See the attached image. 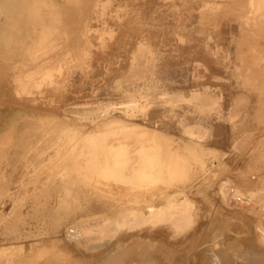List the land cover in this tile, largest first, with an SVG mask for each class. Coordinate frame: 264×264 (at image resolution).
<instances>
[{"label": "rangeland", "instance_id": "1", "mask_svg": "<svg viewBox=\"0 0 264 264\" xmlns=\"http://www.w3.org/2000/svg\"><path fill=\"white\" fill-rule=\"evenodd\" d=\"M3 1L4 0H0V9H1L0 10V33H1L0 34V140L2 139V141H0V153H2V158L0 160V185H1L0 189L2 190V191L0 190V253H1L0 259L2 261L0 260V264H6L8 261L9 262L7 264L9 263L19 264L20 262H21L20 264H24L22 261L30 264L32 259L33 262H35L34 259L36 260V262H38L37 258L35 257L38 256V258L40 257L43 258L44 255L47 253V250L50 251L49 252L50 254L47 253L49 257H45V258L46 259L49 258L52 261V263L56 260L54 258L55 256L51 254L52 251L58 254V252H56L55 250L65 254L64 255L65 258H64V256L59 253V255L63 256V257L60 256L61 258H63L62 260L60 259L61 262H63L64 260L75 261L76 260L75 255L78 253V251L79 254L80 252H83L86 256H88V258L91 259L92 255L94 256L97 250L100 251L103 247H105V245L103 246V244L100 245L101 243H106V244L110 243V242L107 243V239H104L108 237H104L103 239L102 238L99 239V237H97L99 225L96 223H98V221H100V219L105 216L116 217L117 213L123 210L124 206L123 204H121L123 202V198H122L123 194H121L120 192L121 190L120 187H123L124 184H125L124 186L127 185L130 186V184L129 182L128 183L126 182L127 183L126 184L125 182L118 180V178H120L118 176V173L120 171L116 173L117 176L113 175L112 172L108 173L107 175L105 173L103 176V173L101 172V169L103 170L105 168L103 165L102 168H100V171H98L97 169L95 170L91 169L90 171V166L85 165L84 162L86 159L85 157L86 155L83 154L85 158L82 159L83 156L80 153H77L76 155L72 154L73 155L72 158H70L71 155L69 154L72 153L71 150L72 151L75 150L74 148L76 147V143L78 141L84 139L85 145L83 144L84 143L83 141L77 143V145L81 143L84 145V146L80 145L81 147H85L87 146V144L90 145L91 143L94 142L96 146H100L101 145L99 143L100 140H102V137L104 135H107L105 136V138H107L109 143L110 144L113 143L112 146H115L117 150L120 149L119 152L121 151V155L120 153L117 154L118 157L119 155L120 156L125 155L126 152L124 151V149L126 148L125 145L122 146V148L120 147L121 145L117 146V139H114V136H112L115 135L114 134L115 128L112 127L107 129L106 133H101V134L97 133L99 134L98 135L99 137L101 136L100 138L95 137L96 134L94 130L96 126L94 127V125H98L100 121L103 120L101 116L98 119H96L99 116V114L102 113V112L99 113L102 110V109L101 110L99 109L100 111L98 110L99 106L107 107V111H108L107 114L109 118L111 117L119 118L126 121L129 124L136 125L137 127L150 128L149 130H154V132L160 131V133L164 134L167 137L169 134L168 139L171 142H168V149L169 151L170 150L172 151V155L174 156H176V154L177 156H179V154L180 156L183 155L184 148L188 144H193V143H197L199 144L198 146L203 147L206 151L213 152L215 154L213 156L210 154L204 156L206 159V170H205L206 174L198 173V169L195 166V164H192L190 168V171L194 173L195 181L196 180L202 181L203 179L204 181L207 180L206 182L202 183L203 186L200 190L205 191L206 193L208 192V195L210 196V197L208 196L209 197L208 198L203 193L202 195L197 193H193L192 195L190 191L193 190V188L186 189L187 192L186 195L189 197V199H191L192 202H194L193 211L197 210L198 213V214L196 213L194 215L195 217H193L196 218L195 219L196 224L192 223L194 219L191 220L187 224V226L189 225V228L191 225V228L188 229V227L186 226L185 227L186 232H184L183 230L182 233L173 232L170 228H168L169 231L167 232L161 231L160 229L164 225L161 224L162 222L160 224L156 223V225L153 224L155 227H151V228L149 227V225L151 224L146 223L148 226L147 225L144 226L142 223V225L139 226L141 228L139 227L138 228L140 230L142 229V231H140V236L143 240L142 241L143 245L144 243H146L144 241H147L149 244L156 246L159 243L161 245H165L166 247H170L171 250L174 249L172 251L176 252L177 256L184 255L186 253V246H188V244L191 241V239H188V237L191 236V234H197L198 236V240L195 243V245L198 247L194 249H198L199 251L206 246L211 248V246L213 247L214 245L215 246L213 247V249H217L219 247L218 246L219 243L214 244L217 240L209 241L212 240V238L209 239L208 237V232L212 230V227H215L213 225L215 223H211V222L205 223L207 221V216H208V220L211 218V216L213 218L214 216L212 215V212L215 211L216 213L217 210V202L215 201V195L212 193L213 191L216 190L215 189L216 182L223 180L224 179L223 176H227L226 179L230 177L233 179L232 181L234 183H238L239 180L237 179V177L239 178V176L237 174H241L244 170L246 171L247 174L250 175L248 177V175L243 173L245 176L243 175L242 178L248 177L250 179L253 178L252 180H255L256 178H258L256 175L258 174H260L258 176H261V174L264 175L263 173L264 158L262 157L264 156V152H262L264 150V146H263L264 133H262L264 130V125H263L264 123V107H263L264 106V95H263L264 72L263 71L264 70L263 71L261 70L260 77L258 76L255 77L254 79L251 73L252 65L247 64V61H249V59L252 57L251 56L253 54L252 52H255L254 49L256 51H260L261 59L262 57L264 59V51H263L264 38L259 34L257 35L255 33L253 34V31H255L254 25H251L248 28V30L250 29L249 31L246 29V27H244L245 29L242 28L243 32L239 31L241 30L242 26L240 25V22L237 21L239 24L238 25L237 22L235 21V19L240 20L238 19L239 10L237 9L238 11L237 13V11L234 10L236 8L230 5L228 6L226 2L222 4L223 8L220 5L219 7L220 10L214 6L211 7V9L213 8V10L214 9L215 10L213 11L209 9L211 11L210 12L207 10L208 7L205 8L204 5L202 6L203 0H95V2L94 0L92 1L90 0L91 4L94 3V5L92 4L90 6H87L89 5L88 4L89 2H87L86 0H78L76 2L70 0L72 1L71 4H68L70 3L69 1H67L68 3L64 1L66 10H67V6H69L70 9L68 8V10L70 11L71 14L75 13L76 17L79 18L80 15H83L80 13H84L85 15L88 14V17H86L87 19L85 18L86 21L84 20L85 22H87L85 23L87 30L85 32L86 37L85 35H83L81 39L78 38L77 32H75L76 35L73 33V31H76L75 30L76 27L74 26L75 28L74 29L72 26L71 27L68 26L69 28L71 29L73 28V29L72 31L69 29L67 30V26H65L66 24L64 23H62L64 24V26L62 25L61 27L59 26L58 28H56L58 30L56 29L53 30V32L48 35L49 39H52L50 41L52 42L54 40H57L58 43L64 42L67 44L65 45L63 43V46L59 44L63 47L61 53H60L61 50H58L61 49L60 46L58 48L57 46L58 43L55 45L57 46V48L55 47L52 48L51 49L52 51H50L49 53L54 54L56 52L55 50H58V52L55 55L58 54L57 57L58 56L60 57L61 55L62 59L60 60H62V62L59 61L60 62L59 63L58 61H56L59 60L57 58L56 60H54V62H51V66H46V69H49V71H51V73L49 74L50 75L52 74L50 79L49 78L46 79L44 75H42L39 72L38 76L35 75L36 76L35 81L38 84L35 83L34 87L28 85L29 89H25L23 88L22 84L16 85L14 83L15 73L12 70L16 67L13 68V66L10 65L16 61L17 58L16 56L20 54L19 52L20 51L22 52V50L19 47L20 44L22 43L25 46V43H28L29 41L32 42V36L35 32H37V28L35 26V22H36L35 8L43 4H48L50 2H54L55 4L60 2L59 4L61 5L63 0H49V2H47L48 0H19L22 7L23 5L25 6L23 7V9L17 7V6L21 7V5H16L19 3L18 0L17 1L9 0L10 2L12 1L11 4L15 1L14 5L13 4L12 5L16 7V9L18 8L17 10L12 5L9 4L10 2L7 3L8 8L6 6L7 5L6 3H4L3 6L1 4V2L3 3ZM5 1L7 2L8 0ZM55 1H57V3ZM84 2L86 4V7H88L90 11L84 9L83 7ZM77 3L80 8L82 5V8L84 9L81 12H79V14L78 12L77 13L74 11H73L74 13L71 12L72 8L73 10L74 8H78L77 6L73 7L75 6L74 4ZM70 5L72 6V8ZM26 6L28 8H26ZM91 6H93V8ZM59 7L62 9L63 6L62 7L59 6ZM221 8L224 11L221 10ZM68 10L66 11V14L67 13L68 14L67 15L65 14V16H67L68 20H70L69 17L71 18L72 16L75 15L69 14ZM77 10L79 11L80 9L78 8ZM225 10L229 14H227ZM18 13L21 15L22 19L20 18V15ZM222 14L226 16V18L222 17L223 16ZM234 14L235 15L237 14V17L234 16ZM65 16L64 18L66 21L67 19ZM76 17H72L74 19L73 21H75ZM80 17L82 18V16ZM33 18L35 22H33L32 20ZM14 20L16 24L12 23L14 22ZM30 20L31 23L33 22L34 24H30ZM220 20L223 22L220 23L221 22ZM226 21L228 22V24H226ZM8 24H10L9 27ZM236 26H238V28ZM239 26L241 27L239 28ZM64 27H66V29H64L66 30L65 31L66 33L63 30ZM236 28L237 30L238 29L239 30L238 31L235 30ZM17 29L21 31H18ZM67 31L70 32V33L68 32L70 35L74 34L76 36L75 41L71 37L73 40V44L71 43L72 40L69 38L70 35L68 37ZM63 32L67 36H65ZM238 32L240 33L241 36H245L246 38L245 37L241 38L240 35L239 37L237 35L239 34ZM60 34L61 36H59ZM241 39L242 42L240 41ZM243 39H245L246 41ZM22 41L25 43H23ZM237 41L240 42V45L241 43L242 45L248 44L247 46L248 47L250 46L249 47L250 49H248L247 46L243 47L242 45L241 46L237 45L239 44L237 43ZM82 43L85 44V46L82 45ZM65 46H67V49L68 46H70L68 50H71L72 48L75 50L72 49L73 52L72 50L68 51L67 49L63 51V49L66 48ZM238 46L240 48H238ZM234 47H236V50ZM238 49L241 50L237 51ZM77 50H79L80 53L78 51L76 52L77 54L73 55L74 51ZM245 50L246 52L244 53L247 52L248 53L243 55V51ZM249 51L251 52L249 53ZM70 52H72L73 56L71 55ZM78 53L80 56H77ZM235 55L237 57H235ZM80 57L82 59V62L81 59H79ZM262 62L260 63L259 66H264V61L262 60ZM239 66H241L243 69L240 68ZM10 68L12 69L10 70ZM17 68H19V66H17ZM245 68L248 71L250 70L251 71L248 72L246 71ZM240 69H242L243 71ZM241 72L242 73L245 72L247 74L246 77H242ZM249 73H251L250 74L251 77L248 76ZM247 77L249 79H247L246 81L247 85H246V83L244 82ZM242 78H244V81H242L243 80ZM252 79H254V81H252ZM42 80L43 82H41ZM248 80L250 85L248 84ZM56 81L58 82L57 83L58 85H55ZM238 81L240 83H238ZM251 83L255 84V88L254 86H252ZM257 85L259 86L261 85V87ZM43 86L47 87V89ZM53 88L57 89V91H55ZM257 88L259 90H257ZM34 90H37V92ZM40 91L42 92L46 91V92L42 93ZM38 92H40L41 94H39ZM257 92L260 94H257ZM54 93L56 95H54ZM39 95L43 99L40 98ZM44 96L47 99H45ZM46 96H50V97H46ZM131 100L132 101L135 100L136 102V106L133 108L127 107L126 104ZM34 106H36L37 108ZM39 107L41 109L44 108L48 111L45 112L43 110H40ZM50 109H52L51 111L54 112H51ZM65 109H67V111ZM257 109L259 110L257 111ZM256 115H258V117ZM235 116L238 117L236 118ZM29 119H32V124L35 121L34 124H36L37 126L39 125L38 127H41L39 130L41 135L38 131L36 134L38 136L37 141L33 140L35 134L31 128L33 127L34 124L31 125L32 126L31 127L30 124L28 123ZM93 119H96V121L95 122L92 121ZM39 120L42 121L40 122ZM242 122L244 124H242ZM43 124H46L44 126L47 127L43 128L44 127V126L42 127ZM51 126L54 132L56 131V129H59V131L57 130L58 133L57 131L55 132L56 134L53 131L48 132L49 130H52L50 129ZM26 127H28L29 129ZM191 127L193 130L191 129ZM47 128H49V130ZM185 128L186 129L188 128L186 130L187 132L185 131V133H183ZM43 129L44 130L47 129V130L43 131ZM73 130L75 132H73ZM189 130L190 131L192 130L195 138L186 136L190 134L188 132ZM77 131L79 134L76 133ZM48 133H51V136ZM45 134L47 135V137L46 136L44 137ZM196 134H199L197 138H196ZM56 135H58L59 137ZM69 135L71 136V138ZM131 135L133 136V133L129 134V137H132ZM42 136L44 137L43 139ZM198 137L199 138L201 137L200 140ZM188 138L189 141H187ZM87 139L89 140L88 142L86 141ZM74 141H76L75 144ZM259 141L262 142V147H263V148L261 147L262 149L261 148L259 149L260 147L258 145L260 144ZM29 144L30 145L32 144V146L28 147ZM110 144L106 146V149L110 148L109 147ZM173 144L175 145L177 144L179 147L177 145L174 146ZM22 146H24L26 150H24V147ZM148 149L152 150L151 152L153 153L152 148L149 147ZM174 150L177 151L174 152ZM242 151L244 152L242 153ZM259 151H261L263 154H260L261 152ZM155 152L156 151H154L153 155L152 153L148 154L152 159V172L148 170L146 171V169L144 168L146 172L144 170L143 171L146 174L142 173L140 175L146 177L147 179L149 178V180L151 181V182L147 181L148 183H151L149 185L154 184L159 186L162 185V183H160V180L161 182L164 181V173L162 172L163 164L161 163V165H159L160 166L159 171L155 170L154 164L159 162V158H158L159 156H157L158 153L156 154ZM66 158L70 160L75 158L73 159L74 161H72L73 165L71 162L66 163L67 161ZM80 160L83 162H81ZM74 163L75 165L76 163L78 164L77 165L78 167L77 166L75 167V171L72 170V166H75ZM216 164L219 166L221 165L222 167L221 166L220 167L221 168L224 167L225 169L223 168L221 170L218 167V171H217V169H215ZM20 165L22 166L20 167ZM135 165L137 166V162L135 163ZM43 166H46V168ZM67 166L68 168H66ZM54 169H56L57 171ZM239 170L240 172H238ZM51 172H52V178L50 176ZM53 172H55L56 174ZM67 172L71 173V175L68 174ZM98 172L102 175L99 174V176L97 177L96 173ZM156 173L158 175H156ZM67 174L70 176V177L68 176L69 178L73 177L70 181L74 180L76 177L77 179L79 177L82 178L87 177L88 179L91 178V181L89 180L88 183L86 184L87 190L82 194L78 193L77 197L74 199V203L72 202L71 204L68 203V201H66V198H68L69 194L63 188H60L62 186V181L60 180H63L61 178L62 177L64 178V176H67ZM254 174L256 178L254 177ZM47 175H49V177H47ZM209 175L210 178H208ZM215 175L216 178H214ZM101 176L103 177L102 178L103 180L100 179ZM105 177L106 178L109 177L108 180L110 179V181L104 179ZM221 177H223V179ZM69 178L68 181L67 179H64L65 186H68L69 183L75 186L76 184L71 183L69 181ZM234 178L237 181L234 180ZM46 179L47 180L51 179L50 180L51 182L50 183L49 181L47 182ZM35 180L37 181V183H34L36 182ZM113 180L115 182L117 181V183H115ZM52 181L53 182L55 181L56 183L54 182L55 184L54 183L52 184ZM105 181H106V186H105ZM157 182L160 184H158ZM107 183L109 185L111 184V189H112V190L110 189L111 191L109 190V186ZM204 184H206L205 185L206 187L204 186ZM45 185L46 187H48L49 185L50 186L46 188ZM91 185H95L94 190L89 188ZM210 185L211 188L209 187ZM76 186H75L76 191H79L80 184H77ZM51 187H53V189H51ZM208 187L210 189H208ZM43 189L44 191H42ZM61 189L63 190V192H61L62 191ZM74 191L75 190L71 191L70 193L72 194V192L74 193ZM103 191L105 193H103ZM165 191L172 194L175 192V189L172 186H169L166 188ZM262 191L261 189L259 190L255 189L254 195L258 196L257 193L262 194ZM107 192L109 194H107ZM65 194L68 195L65 196ZM176 196L178 198L179 197L181 198L179 194ZM62 197L64 198L65 201L62 200L63 199ZM195 201L197 202L195 203ZM206 201L208 202L209 205L207 204ZM66 202L68 203L67 205H65ZM202 203H204L205 205H203ZM213 206L216 207L214 208ZM194 207H196L197 209L195 210ZM208 207H210V209ZM207 209L209 212L207 211ZM206 213L209 214L207 215ZM196 215H198L199 217ZM80 221H82V223H79ZM83 222H85V224ZM77 223L83 226V228L85 227L86 229L87 228L89 229L87 232H85L87 233V237L89 239H86L83 243L87 242L90 245V250L86 246L81 245L82 243L78 244L77 242L66 236L68 230L74 229L72 226L75 227ZM208 224L212 226H209ZM203 225L206 226L207 228L200 227ZM121 231L116 233L117 236ZM85 233L83 234L85 235ZM173 234L175 237H173ZM177 234L179 235L177 236ZM92 238H95L96 240ZM48 239L49 240L56 239L55 240L57 241L56 245H58L59 248L57 246L56 247L53 246L54 249L53 250L51 249L52 247L49 246L48 247L49 249H47L46 243H42V242L43 241L48 242ZM207 241L214 243H211V245L209 246L207 244L208 243ZM36 244L37 247H39L40 249L44 248V251L46 248V253L44 252V254L42 255L43 249L41 253H39L40 251L37 253L38 250L35 252L34 250L37 249ZM43 244L46 247H44ZM91 246H93V248ZM95 246H97L98 248L101 246V248L98 249L96 247V251H95ZM173 246L175 248H173ZM202 246L204 247L202 248ZM16 248H18L19 250H17ZM22 248L23 250H21ZM64 248H66L67 250ZM7 249H9L10 251ZM63 249L64 251L65 250L66 251L63 252ZM4 251L6 253H3ZM90 251L91 252L94 251L92 252L93 254ZM24 253L26 256L24 257L19 256V255H24ZM32 253H34L33 254L34 257L31 256ZM35 253L37 254L35 255ZM66 253H69L70 255L68 254L66 255ZM208 253L210 254V252L205 251L203 258V260L205 259V261L201 262L202 264H214L213 257H209ZM8 254H10L11 256ZM160 254L159 252H156L155 255V256L158 255L159 259H155L158 258L155 257L153 258L152 261L149 262L143 260L142 264H156V263L168 264L167 261L163 259L162 252H160ZM50 255H52L53 257ZM8 256L10 257L9 260H8ZM27 256L28 257L31 256L32 259L26 258ZM66 256L68 257L66 258ZM25 258L28 261H26ZM53 258L54 260H52ZM56 258L57 260L59 259L57 256ZM3 259L5 260V262ZM14 259L16 261H14ZM43 259L41 260V262L35 264H41V263L44 264V262H42ZM47 260L44 261L47 262ZM190 260H193V258H191ZM190 260H189L190 264L193 263L196 264L195 260H193L192 263ZM17 261L19 263H17ZM135 262L137 263V261ZM49 263L52 264L50 261ZM49 263L47 262L46 264ZM233 263L239 264L235 262ZM65 264L68 263L65 262ZM225 264H230V263L226 262Z\"/></svg>", "mask_w": 264, "mask_h": 264}, {"label": "bare ground", "instance_id": "2", "mask_svg": "<svg viewBox=\"0 0 264 264\" xmlns=\"http://www.w3.org/2000/svg\"><path fill=\"white\" fill-rule=\"evenodd\" d=\"M15 1H17V0H15ZM15 1L12 3L13 5H14V3H15ZM19 1V0H18ZM64 1L65 2H67V1H69L70 3H68V4H71V2L72 1H70V0H63V2H62V4L60 5L59 3H57V1H55L57 4H55L54 2H50V3H48V4H43V5H40L39 7H37V8H35L34 10H35V15H36V19H35V21H34V18L32 19L33 20V22H35V26H36V28H37V32H35L34 34H33V36H32V42H28V43H25V42H23V41H25V40H23L22 42L23 43H25V46L21 43L20 44V49L22 50V52L20 51L19 53L20 54H18V56H16L17 58H16V61L14 62V63H12L10 66H13V68L14 67H16V68H14L12 71H14V83L16 84V85H20V84H22V86H23V88H25V89H29L28 88V85H30V86H32V87H34L35 86V83L36 84H38L36 81H35V77L36 76H38V73L40 72L42 75H44V77L47 79V78H49L50 79V77L52 76V74L50 75L49 73H51V71H49V69H46V66H51V62H54V60H56L57 58L59 59V60H56V61H61L62 62V60H60V59H62L61 57V55H60V57L58 56L57 57V55H55L57 52H58V50H61L60 51V53L62 52V46H63V43L64 42H60V43H58L57 42V40H54V41H50V40H52V39H49V34H51L52 32H53V30H55L56 28H58L59 26L61 27L62 25L64 26V24H66L65 26H67V30L69 29V30H71L72 31V29L74 28V26L76 27V31H73V33L76 35V33L75 32H77V34H78V38H80L81 39V37H83V35H85L86 33V24L85 23H87V22H85L86 20H85V18L86 17H88V14H84V13H80V14H83V15H80V16H82V18L78 15L79 14V12H81L82 10H84V9H86L87 11L89 10V8L88 7H86V4H85V2L87 1V2H89L88 4L89 5H87V6H90V5H94V3H92L91 4V1L90 0H86L85 2H84V4H83V7H84V9L82 8V5H81V8L79 7V5H78V3L77 4H74L75 6H73V7H78L80 10L78 11L77 9L78 8H74V10H73V8H72V6H71V12H78V16H79V18L78 17H76V14L74 13V14H71L70 13V11L68 10V8H69V6H67V10L69 11V14H71V15H75V16H72V17H76V19H75V21H73L74 19L72 18H70L69 16V19L70 20H72V21H70V20H68V18H67V16H65V14H66V6H65V3H64ZM73 1H78V0H73ZM8 2H10L9 0L6 2L5 0L3 1V3L1 2V4L3 5L4 3H8ZM12 2V1H11ZM11 2L9 3L10 5H12L11 4ZM47 2H49V0L47 1ZM74 2V3H75ZM94 2H95V0H94ZM201 2V1H200ZM227 3L228 4V6L230 5V6H232V7H234V8H236V9H234V10H236L237 11V9L239 10V18L238 19H240V20H237V19H235V21L237 22H240V25L242 26H239V28L241 27V30H239V31H242V28L243 29H245L244 27H246V29L248 30V28L251 26V25H254V27H255V31H253V34L255 33L256 35L257 34H259L260 36H262L263 38H264V0H203V4H202V6L204 5L205 6V8H207V10L208 11H210L209 9H211V7H216V8H218L219 9V7H220V5H221V7H222V4L223 3ZM18 3V2H17ZM19 3H20V1H19ZM16 4V5H21V3L20 4ZM63 3H64V5H63ZM231 3V4H230ZM73 4V3H72ZM12 5V6H13ZM63 6L62 7V9L64 10V8H65V10L63 11L59 6ZM85 5V6H84ZM4 6V5H3ZM7 6V8H8V4L6 5ZM5 6V7H6ZM225 6V5H224ZM14 7V6H13ZM18 8H22L23 9V7H25L24 5H23V7H22V5H21V7H19V6H17ZM92 8H93V6H91ZM91 7H90V9H91ZM231 7V8H232ZM2 8H4V7H2ZM11 8V7H10ZM15 9H16V7H14ZM17 8V9H18ZM26 8H28L27 6H26ZM95 8V7H94ZM223 8V7H222ZM221 8V10H223ZM6 9V8H5ZM16 9V10H17ZM70 9V8H69ZM77 11H76V10ZM233 9V8H232ZM1 10V9H0ZM2 10H4V9H2ZM10 10H13V9H10ZM86 10H85V13H86ZM93 10V9H92ZM211 10H213V8L211 9ZM215 10V9H214ZM213 10V11H214ZM220 10V9H219ZM234 10H233V12H234ZM23 11V10H22ZM90 11V10H89ZM212 11V12H213ZM217 11V10H216ZM224 11V10H223ZM226 11V10H225ZM14 12V11H13ZM12 12V13H13ZM28 12H29V9H28ZM84 12V11H83ZM211 12V11H210ZM227 12V11H226ZM225 12V13H226ZM1 13H2V11H1ZM20 13V12H19ZM18 13V14H19ZM23 13V12H22ZM206 13H207V11H206ZM217 13V12H216ZM222 13H224V12H222ZM237 13H238V11H237ZM17 14V13H16ZM68 14V13H67ZM66 14V15H67ZM209 14V13H208ZM213 14V13H212ZM227 14H229L228 12H227ZM12 15V14H11ZM20 15V14H19ZM18 15V16H19ZM84 15H85V17H84ZM205 15V14H204ZM223 15V14H222ZM221 15V16H222ZM233 15V14H232ZM64 16L66 17V21H65V18H64ZM216 16V15H215ZM229 16H231V15H229ZM228 16V17H229ZM234 16H236L237 17V14L235 15L234 14ZM7 17V16H6ZM16 17V16H15ZM84 17V18H83ZM205 17V16H204ZM210 17V16H209ZM217 17H218V15H217ZM222 17H225L226 18V16H222ZM19 18V17H18ZM20 18H21V15H20ZM29 18V17H28ZM27 18V19H28ZM80 18H81V21H80ZM230 18V17H229ZM10 19V18H9ZM8 19V20H9ZM16 19V18H15ZM22 19V18H21ZM30 19H31V16H30ZM79 19V20H78ZM87 19V18H86ZM201 19V18H200ZM222 19H224V18H222ZM221 19V20H222ZM233 19H234V17H233ZM6 20H7V18H6ZM18 20V19H17ZM79 22H78V21ZM85 20V21H84ZM204 20V19H203ZM220 20V21H221ZM11 21V20H10ZM27 21V20H26ZM67 21H70V22H67ZM84 21V22H83ZM19 22V21H18ZM31 23V20H30V24H34V23ZM77 22V23H76ZM81 22V23H80ZM223 21H221L220 23H222ZM238 22H237V24H238ZM12 23H15L16 24V22H15V20H14V22H12ZM11 23V24H12ZM21 23V22H20ZM26 23V22H25ZM62 23H64V24H62ZM230 23V22H229ZM226 24H228V22L226 21ZM6 25V24H5ZM9 25L10 24H8V27H9ZM13 25V24H12ZM26 25V24H25ZM24 25V26H25ZM28 25V24H27ZM239 25V24H238ZM34 26V25H33ZM73 27L72 29L71 28H69V27ZM7 27V28H8ZM16 27V26H15ZM231 27V26H230ZM237 28H238V26H236ZM17 28V27H16ZM20 28V27H19ZM18 28V29H19ZM88 28V27H87ZM237 28L235 29V30H237ZM6 29V28H5ZM17 29V30H18ZM27 29V28H26ZM32 29V28H31ZM64 29H66V27H64L63 28V30ZM56 30H58V29H56ZM231 30V29H230ZM237 30V31H238ZM246 30V31H247ZM250 30V29H249ZM248 30V31H249ZM18 31H21V30H18ZM66 30H64V32H65ZM236 31V32H237ZM245 31V32H246ZM32 32V31H31ZM34 32V31H33ZM59 32V31H58ZM63 32V33H64ZM69 31H67V34H68V37H69V33H68ZM229 32V31H228ZM243 32V31H242ZM17 33H19V32H17ZM23 33H24V31H23ZM66 33V32H65ZM65 33H64V35H65ZM232 33V32H231ZM239 33V32H238ZM252 33V32H251ZM1 34V33H0ZM10 34V33H9ZM55 34V33H54ZM74 34H71L70 35V39L72 40V38L74 39V41L76 40V36L74 35ZM237 34V33H236ZM5 35V34H4ZM21 35V34H20ZM72 35H74V36H72ZM238 36L240 35V33L239 34H237ZM248 35V34H247ZM6 36V35H5ZM14 36V35H13ZM31 36V35H30ZM29 36V37H30ZM52 36H53V34H52ZM56 36V35H55ZM54 36V37H55ZM59 36H61V34L59 35ZM58 36V37H59ZM65 36H67V35H65ZM234 36H235V34H234ZM241 36V35H240ZM239 36V37H240ZM259 36V37H260ZM15 37V36H14ZM72 37V38H71ZM75 37V38H74ZM85 37H86V35H85ZM237 37V36H236ZM242 37H245V36H241V38ZM256 37V36H255ZM3 38V37H2ZM10 38H11V36H10ZM9 38V39H10ZM51 38V37H50ZM53 38V37H52ZM57 38V37H56ZM62 38V37H61ZM77 38V39H78ZM246 38V37H245ZM19 39V38H18ZM63 39V38H62ZM68 39V38H67ZM256 39H259V38H256ZM2 40V39H1ZM8 40V39H7ZM47 40H48V42H47ZM69 40V39H68ZM233 40V39H232ZM243 40H245V39H243ZM26 41H28V40H26ZM61 41H63V40H61ZM65 41V40H64ZM83 41H85V40H83ZM241 42H242V39L240 40ZM246 41V40H245ZM252 41V40H251ZM257 41V40H256ZM6 42V41H5ZM71 42V41H70ZM79 42V41H78ZM258 42H259V40H258ZM7 43V42H6ZM58 43V48H59V46H60V48L61 49H58V50H55V51H53V52H55L54 54H50L49 52L50 51H52L51 49L52 48H57V46H55L56 44ZM72 44H73V40H72V42H71ZM237 43H239V44H237V45H240V42H238L237 41ZM245 43V42H244ZM252 43V42H251ZM256 43V42H255ZM59 44H61V45H59ZM65 45L67 44V43H64ZM79 44V43H78ZM259 44V43H258ZM82 45H84L85 46V44H83L82 43ZM232 45V44H231ZM241 45H242V43H241ZM240 45V46H241ZM248 45V44H247ZM247 45H242L243 47L244 46H247ZM255 45V44H254ZM78 46V45H77ZM83 46V47H84ZM261 46V45H260ZM66 47V48H65ZM64 48L65 49H63V51L64 50H66L67 49V46H65ZM69 47L70 46H68V49H69ZM80 47V46H79ZM237 47V46H236ZM236 47H234L235 48V50H236ZM250 47V46H249ZM248 46H247V48L248 49H250ZM17 48V47H16ZM16 48H14V49H16ZM78 48V47H77ZM238 48H240L239 46H238ZM252 48V47H251ZM259 48V47H258ZM13 49V50H14ZM19 49V50H20ZM67 49V50H68ZM71 49V48H70ZM73 49V48H72ZM71 49V50H72ZM80 49V48H79ZM87 49V48H86ZM254 49V48H253ZM264 49V48H263ZM71 50H68V51H71ZM73 50H75V49H73ZM73 50H72V52H73ZM234 50V51H235ZM241 50V49H240ZM239 49L237 50V51H240ZM17 51V50H16ZM79 50H77V51H74V53H73V55H75V54H77L76 52H78ZM254 51L255 52H252L253 54L251 55L252 57L249 59V61H247V64H251L252 65V77L255 79V77H260V72H261V70L263 71L264 70V66H259L260 65V63L262 62V60L264 61V59H263V57H262V59H261V56H260V51H256L255 49H254ZM264 51V50H263ZM72 52H70L71 53V55H72ZM244 52H246V50L245 51H243V55L244 54H247V53H244ZM251 51H249V53H250ZM79 53H80V51H79ZM79 53H78V55L77 56H80L79 55ZM235 53V52H234ZM237 53V52H236ZM239 53H241V52H239ZM72 55V56H73ZM77 56H75V57H77ZM237 56H238V54H237ZM236 55H235V57H237ZM241 56H242V54H241ZM74 57V58H75ZM243 58V57H242ZM76 59V58H75ZM79 59H81V57L79 58ZM246 59V58H245ZM77 60V59H76ZM55 61V62H56ZM245 61V60H244ZM57 62V63H58ZM81 62H82V59H81ZM195 62V61H194ZM243 62V61H242ZM246 62V61H245ZM60 63V62H59ZM197 63V62H196ZM263 63V62H262ZM241 64H243V63H241ZM246 64V63H245ZM248 65V66H249ZM17 66H19V68H17ZM243 66V65H242ZM247 66V67H248ZM240 68H242L241 66H239ZM238 67V68H239ZM236 68H237V66H236ZM12 68H10V70H11ZM243 69V68H242ZM242 69H240V70H242ZM246 69V68H245ZM239 70V69H238ZM243 71V70H242ZM246 71H248L247 69H246ZM251 71V70H250ZM250 71H248V72H250ZM53 72V71H52ZM264 72V71H263ZM13 73V72H12ZM37 73V74H36ZM242 73V72H241ZM241 73H239V74H241ZM251 73H249V75L248 76H250V74ZM49 74V75H48ZM56 74V73H55ZM238 74V75H239ZM242 74H244V75H242ZM241 74V76L242 77H246V73L244 72V73H242ZM36 75V76H35ZM48 76V77H46V76ZM61 75V74H60ZM44 77H43V79H44ZM251 77V76H250ZM55 78V77H54ZM61 78V77H60ZM240 78V77H239ZM40 79V78H39ZM42 79V78H41ZM48 79V80H49ZM241 79V78H240ZM243 80L242 81H244V78H242ZM247 79H249L248 77L246 78V80H245V82L244 83H246V81H247ZM254 79H252V81H254ZM257 79V78H256ZM59 80V79H58ZM237 80V79H236ZM258 80V79H257ZM51 81V80H50ZM240 81V80H239ZM238 81V83H240ZM11 82V81H10ZM40 82V81H39ZM41 82H43V80L41 81ZM40 82V83H41ZM47 82V81H46ZM251 82V81H250ZM255 82H256V80H255ZM254 82V83H255ZM58 82L56 81V83H55V85H58L57 84ZM253 83V82H252ZM251 83V84H252ZM259 83H261V82H259ZM13 84V83H12ZM14 84V85H15ZM60 84V83H59ZM243 84V83H242ZM242 84H240V85H242ZM248 84H249V80H248ZM256 84V83H255ZM255 84H252V86H254V88H255ZM258 84V83H257ZM40 85V84H39ZM64 85V84H63ZM246 85H247V83H246ZM250 85V84H249ZM9 86V85H8ZM11 86V85H10ZM38 86V85H37ZM41 86H42V84H41ZM59 86H62V85H59ZM257 86H259V85H257ZM43 87H45V86H43ZM65 87V86H64ZM259 87H261V85L259 86ZM11 88V87H10ZM42 88V87H41ZM46 89H47V87H45ZM52 88V87H51ZM56 88H58V87H56ZM253 88V87H252ZM34 89V88H33ZM39 89V88H38ZM55 91H57V89H55V88H53ZM41 90V89H40ZM44 90V89H43ZM42 90V91H43ZM53 90V91H54ZM61 90V89H60ZM257 90H259L258 88H257ZM256 90V91H257ZM34 91H36L37 92V90H34ZM42 91H40V92H42ZM50 91V90H49ZM249 91V90H248ZM40 92H38L39 94H41ZM44 92H46V91H44ZM44 92H42V93H44ZM52 92V91H51ZM51 92H50V95H51ZM60 92V91H59ZM18 93H19V91H18ZM35 93V92H34ZM48 93V92H47ZM46 93V94H47ZM53 93V92H52ZM205 93V92H204ZM10 94V93H9ZM209 94V93H208ZM257 94H260V93H258L257 92ZM22 95V94H21ZM37 95V94H36ZM54 95H56L55 93H54ZM264 95V94H263ZM42 96H43V94H42ZM52 96H53V94H52ZM52 96H51V98H52ZM177 96V95H176ZM39 97H40V95H39ZM46 97H50V96H46ZM204 97H206V96H204ZM203 97V98H204ZM259 97V96H258ZM35 98V97H34ZM40 98H42V97H40ZM44 98H45V96H44ZM51 98H49V99H51ZM56 98V97H55ZM173 98H174V96H173ZM202 98V99H203ZM43 99V98H42ZM45 99H47V98H45ZM179 99V98H178ZM241 99H242V97H241ZM51 100H53V99H51ZM183 100V99H182ZM260 100V99H259ZM42 101V100H41ZM54 102V101H53ZM56 102H57V100H56ZM135 102V100L134 101H130V102H127L126 104H127V107H131V108H133V107H135L136 106V102ZM204 102V101H203ZM131 103H134V104H131ZM263 103V102H262ZM201 104V103H200ZM44 105V104H43ZM258 105H259V103H258ZM40 106H42V105H40ZM34 107H36V106H34ZM48 107H50V106H48ZM127 107H126V109H127ZM259 107V106H258ZM264 107V106H263ZM37 108V107H36ZM53 108H54V106H53ZM67 108H68V106H67ZM73 108V107H72ZM91 108V107H90ZM39 109L40 110H43V111H45V112H47L48 110H46V109H44V108H40L39 107ZM55 109H57V108H55ZM79 109H81V108H79ZM93 109V108H92ZM101 111H100V110ZM52 109H50V111H51ZM66 111H67V109H65ZM94 110V109H93ZM98 110L100 111L99 113H101V114H99V116L96 118V119H98L100 116L103 118V120H101L100 121V123L98 124V125H94V127H95V130H94V132H95V137H99L98 135L99 134H101V133H106V130L107 129H109V128H115V135H112V136H114V139H117V146L118 145H121L120 147L122 148V146H124L125 145V149H124V151H126L125 152V155H122V156H120L121 155V151L119 152V150H117V148L115 147V146H112L113 145V143H109V141L107 140V138H105V136H107V135H102L103 137H102V140H100V146H96V144H94L95 142H94V139H93V142L94 143H89L90 145H88L87 144V146H85V147H81V146H84L85 145V142H84V139H82V140H80L81 142L83 141L84 143V145L81 143V144H78L77 145V143L78 142H80V141H78L77 143H76V141H74V144L76 143V147L73 149L74 151H72L71 150V152L72 153H69L70 155H71V157L70 158H72L73 157V155L72 154H74V155H76L77 153H80V154H82V159H84L85 157H86V159H85V165H87V166H90V171H91V169L92 170H95V169H97L98 171H100V168H102V165L105 167L103 170L101 169V172L103 173V176H104V174L106 173V175L108 174V173H110V172H112V174L113 175H116L117 176V172H119L118 173V176L120 177V178H118V180H121V181H123V182H129V184H130V186H124L123 185V187H120V192H121V194H123L122 195V198H123V202L121 203V204H123V206H124V208H123V210L122 211H120V212H118L117 213V216L116 217H110V216H105V217H103V218H101L100 219V221H98V223H96V224H98L99 226V230H98V236L97 237H99V239H103L104 237H108V238H104V239H107V243L108 242H110L109 244H106V243H101L100 245H102L103 244V246L105 245V247H103L100 251H96V247L97 246H95V253L96 254H94V256L92 255V258L90 259V258H88V256H86L83 252H80V254H79V251H78V253L75 255V258H76V260L75 261H69V260H64L63 262H61V260L63 259V258H61V257H63L65 254L64 253H61V252H59V251H57V250H55L56 252H58V254L57 253H55V252H53L52 250V255H54L55 257V261L52 263V261L49 259V258H47L52 264H59L60 262L61 263H64L65 264V262L66 263H68V264H142L143 262V260H146L147 262H149V261H152L153 260V258H155V257H158V258H155V259H159V256L157 255V256H155L156 255V252H159V254H160V252H162V256H163V259L165 260V261H167V263L168 264H190V262H189V260L191 259V258H193V260H195L196 261V264H202L201 262H203V261H205V259L203 260V258H204V253H205V251H208V252H210V254H209V257H213V259H214V264H225L226 262L227 263H230V264H232L233 262H235V263H239V264H264V175H262L261 174V176H258V175H260V174H258V175H256L258 178H256L255 177V174H254V177L256 178L255 180H252L253 178H248L249 177V175L250 174H247L246 173V171L244 172H242L241 174H237L238 176H239V178L237 177V179L239 180L238 181V183H234L232 180V178H228V179H226V177L227 176H223L224 177V179H223V177H221L223 180H221V181H218V182H216V187H215V191H213L212 193L215 195V201L217 202V210H216V213H215V211H213L212 212V215L214 216L213 218H212V216H211V218L208 220V216H207V221L205 222V223H207V222H211V223H215V224H213L215 227H212V230L211 231H209L208 232V237H209V239L210 238H212V240H209V241H215V240H217L215 243L214 242H209V241H207L208 243V245L210 246L211 245V243H214V244H218L219 243V249L217 248V249H213V247L215 246H211V248H209L208 246H206V247H204V246H202V248L203 249H201V250H199L198 251V249H194V248H196V247H198V246H196L195 245V243H196V241L198 240V236H197V234H191V236H189L188 237V239H191V241H190V243L188 244V246H186V253L184 254V255H179V256H177V254H176V252H174V251H172V250H174V249H172L171 250V248L170 247H166L165 245H161V244H157V246L156 245H151V244H149L147 241H144V242H146V243H144V245L142 244V238H141V236H140V231H142V229L140 230L139 228H141V227H139L140 225H142V223H143V225L145 226V225H147V224H151V225H149V227L151 228V227H155L153 224H155L156 225V223H161V224H164L163 225V227L160 229L161 231H165V232H167V231H169V229L168 228H170L173 232H180V233H182L183 232V230H184V232H186L185 230V227L187 226V224L191 221V220H193V222L192 223H195V219L196 218H193V217H195L194 215L197 213V208L196 207H194L195 208V210L196 211H193V204H194V202H192L191 201V199H189V197L186 195L187 194V192H186V189H192L193 188V190H191L190 192L192 193V195H193V193H197V194H200V195H202V193L205 195V196H209L208 195V192L206 193L205 191H202V190H200L201 188H202V183H204V182H206V181H204V179L202 180V181H199V180H196L195 181V179H194V173L193 172H191L190 171V168H191V165L192 164H195V166L197 167V169H198V173H200V174H204L205 173V170H206V159H205V157L204 156H206V155H215L213 152H208V151H206L203 147H201V146H198L199 144H197V143H193V144H188L185 148H184V153H183V155H181L180 156V154H179V156H177V154H176V156H174V155H172V151L170 152L169 151V149H168V142H171L169 139H168V137H169V134H168V137L167 136H165L164 134H162V133H160V131H155L154 132V130H149L150 128H145V127H137L136 125H132V124H129V123H127L126 121H124V120H122V119H119V118H114V117H111V118H109V116H108V114H107V107H101V106H99L98 107ZM97 110V111H98ZM244 110V109H243ZM256 110V109H255ZM259 109H257V111H258ZM51 112H54V111H51ZM84 112V111H83ZM93 112V111H92ZM130 112V111H129ZM252 112V111H251ZM33 114V113H32ZM41 114V113H40ZM129 114V113H128ZM131 114V113H130ZM257 114V113H256ZM39 116V115H38ZM127 116V115H126ZM257 117H258V115H256ZM236 117V116H235ZM238 117V116H237ZM236 117V118H237ZM254 117V116H253ZM94 118V117H93ZM262 118V117H261ZM260 118V119H261ZM92 119V118H91ZM96 119H93L92 121H96ZM126 119V118H125ZM24 120V119H23ZM44 120V119H43ZM83 120V119H82ZM233 120V119H232ZM238 120V119H237ZM253 120V119H252ZM255 120V119H254ZM258 120V119H257ZM256 120V121H257ZM33 121H34V119H33ZM37 121H38V119H37ZM40 121V120H39ZM42 121V120H41ZM40 121V122H41ZM48 121V120H47ZM248 121V120H247ZM12 122V121H11ZM25 122H27V121H25ZM44 122V121H43ZM46 122V121H45ZM49 122V121H48ZM233 122V121H232ZM258 122H260V121H258ZM28 123L30 124V126L31 125H33L34 123H35V121H34V123L32 124V119H29L28 120ZM47 123V122H46ZM37 124H38V122H37ZM42 124V123H41ZM54 124V123H53ZM180 124V123H179ZM181 124H182V122H181ZM180 124V125H181ZM236 124V123H235ZM242 124H244L243 122H242ZM254 124H255V122H254ZM28 125V124H27ZM35 125V126H34ZM33 125V127L31 128L32 130H33V132H34V137H33V140H36L37 141V139H38V136L36 135L37 134V131L39 132V130H40V128L41 127H38L36 124H34ZM44 125H46V124H43L42 125V127L44 126ZM195 125H197V124H195ZM246 125V124H245ZM244 125V126H245ZM258 125V124H257ZM256 125V126H257ZM263 125H264V123H263ZM41 126V125H40ZM49 126V125H48ZM54 126V125H53ZM199 126V125H198ZM250 126V125H249ZM255 126V125H254ZM47 126H44L43 128H46ZM184 127H186V126H184ZM231 127V126H230ZM26 128H28V127H26ZM57 128V127H56ZM29 129V128H28ZM27 129V130H28ZM30 129V130H31ZM48 130H49V128H47ZM47 129H45V130H47ZM50 129H52V126L50 127ZM188 129V128H187ZM186 128H185V130H184V132L183 133H185V131L187 130ZM190 129V128H189ZM191 129H192V127H191ZM200 129V128H199ZM31 130V131H32ZM42 130V129H41ZM44 129H43V131H45ZM59 131V129H56V131ZM78 130V129H77ZM92 130V129H91ZM97 130V131H96ZM193 130V129H192ZM192 130L190 131H188L191 135H193V136H191L190 134L189 135H186V136H190V137H194V134H193V132H192ZM238 130V129H237ZM241 130V129H240ZM262 130H263V128H262ZM51 131H53L54 132V130L52 129V130H49L48 132H51ZM55 131V132H56ZM58 131H57V133H58ZM93 131V130H92ZM197 131V130H196ZM14 132V131H13ZM54 132V133H55ZM73 132H75L74 130H73ZM85 132V131H84ZM93 132V133H94ZM187 132V131H186ZM40 133V132H39ZM43 133V132H42ZM53 133V134H54ZM76 133H78V131L76 132ZM97 133H99V134H97ZM131 133H133V136L132 137H129V134H131ZM194 133H195V131H194ZM262 133H264V130H263V132ZM33 134V133H32ZM44 134V133H43ZM48 134H50V136H51V133H48ZM52 134V135H53ZM56 134V133H55ZM79 134V133H78ZM83 134V133H82ZM113 134V133H112ZM233 134V133H232ZM235 134V133H234ZM40 135H41V133H40ZM77 135V134H76ZM238 135V134H237ZM264 135V134H263ZM47 137V135L45 134L44 135V137ZM49 136V137H50ZM56 136H58V135H56ZM67 136V135H66ZM70 136V135H69ZM197 136H199V134H196V138H197ZM202 136V135H201ZM261 136V135H260ZM259 136V137H260ZM43 136H42V139L44 138ZM59 137V136H58ZM74 137V136H73ZM72 137V138H73ZM101 137V136H100ZM99 137V138H100ZM172 137V136H171ZM170 137V138H171ZM235 137V136H234ZM264 137V136H263ZM63 138V137H62ZM61 138V139H62ZM66 138V137H65ZM70 138H71V136H70ZM75 138V137H74ZM195 138V137H194ZM199 138V137H198ZM201 138V137H200ZM200 138H199V140H200ZM41 139V138H40ZM41 139V140H42ZM48 139V138H47ZM52 139V138H51ZM59 139V138H58ZM90 139V138H89ZM97 139V138H96ZM191 139V138H190ZM237 139V138H236ZM235 139V140H236ZM259 139V138H258ZM26 140H28V139H26ZM57 140V139H56ZM77 140H79V139H77ZM169 140V141H168ZM173 140V139H172ZM247 140V139H246ZM0 141H2V139L0 140ZM50 141V140H49ZM52 141V140H51ZM62 141V140H61ZM68 141H70V140H68ZM67 141V142H68ZM87 142L89 141L88 139L86 140ZM98 141H99V139H98ZM176 141V140H175ZM187 141H189V138H188V140ZM258 141V140H257ZM262 141V140H261ZM57 142V141H56ZM65 142V141H64ZM195 142H197V141H195ZM200 142V141H199ZM263 142V141H262ZM262 142H260L259 141V143L261 144H258L260 147H259V149L262 147ZM30 143V142H29ZM32 143V142H31ZM34 143V142H33ZM39 143V142H38ZM37 143V144H38ZM46 143V142H45ZM51 143V142H50ZM63 143V142H62ZM177 143V142H176ZM55 144V143H54ZM57 144V143H56ZM64 144V143H63ZM66 144V143H65ZM74 144H73V146H74ZM110 144V148H107L106 149V146L107 145H109ZM236 144V143H235ZM257 144V143H256ZM59 145H60V143H59ZM58 145V146H59ZM81 145V146H80ZM171 145V144H170ZM174 146H176L175 144H173ZM172 145V146H173ZM234 145V144H233ZM30 146H32V144L30 145L29 144V146L28 147H30ZM78 146H80V147H78ZM178 146V145H177ZM241 146V145H240ZM264 146V145H263ZM22 147H24V146H22ZM113 147V148H112ZM152 148L153 149V153H154V151H156L155 153L157 154V156H159L158 158H159V162H157L158 163V165H157V163H155L154 164V166H155V170H160V166L159 165H161V163L163 164V170H162V172L164 173V181L163 182H161V180H160V183H162V185H159V186H157V185H149V184H151V183H148V182H151L150 180H149V178L147 179L146 177H143L142 175H140V174H142V173H145L147 170L148 171H150V172H152V159H151V157L148 155L149 153H152L151 151L152 150H149L148 148ZM170 147V146H169ZM179 147V146H178ZM257 147V146H256ZM119 148V147H118ZM175 148H177V147H175ZM263 148V147H262ZM261 148V149H262ZM78 149H80V150H78ZM104 149H106V150H104ZM181 149V148H180ZM236 149V148H235ZM234 149V150H235ZM258 149V150H259ZM24 150H26L25 149V147H24ZM54 150V149H53ZM69 150H70V148H69ZM121 150H123V149H121ZM148 150H149V152H148ZM257 150V151H258ZM177 150H174V152H176ZM209 151H212V150H209ZM257 151H256V153H257ZM59 152V151H58ZM118 152V153H117ZM181 152H182V150H181ZM244 151H242V153H243ZM259 152H261V151H259ZM259 152H258V154H259ZM262 152H264V150L262 151ZM260 153V154H263V153ZM120 153V155H119V157H122V158H119L118 157V155L117 154H119ZM153 153H152V155H153ZM26 154V153H25ZM86 155L85 157H84V155ZM235 154V153H234ZM245 154V153H244ZM247 155V154H246ZM256 155V154H255ZM54 156V155H53ZM52 156V157H53ZM243 156V155H242ZM257 156V155H256ZM39 157V156H38ZM75 157V156H74ZM259 157V156H258ZM261 157V156H260ZM263 158H264V156H262ZM1 158H2V153H0V160H1ZM24 158V157H23ZM76 158H78V157H76ZM81 158V157H80ZM245 158V157H244ZM253 158V157H252ZM67 159V158H66ZM73 159H75V158H73ZM70 160V159H67V161H66V163H68V162H71L72 163V161H74V160ZM117 159H119V160H117ZM262 159V158H261ZM46 160V159H45ZM70 160V161H69ZM246 160H247V158H246ZM253 160V159H252ZM22 161V160H21ZM37 161V160H36ZM81 161V160H80ZM254 161V160H253ZM260 161V160H259ZM47 162V161H46ZM57 162H58V159H57ZM76 162V161H75ZM81 162H83V161H81ZM137 162V166L135 165V163ZM154 162V161H153ZM223 162V161H222ZM44 163V162H43ZM62 163V162H61ZM104 163H106V164H104ZM134 163V164H133ZM253 163V162H252ZM260 163V162H259ZM264 163V162H263ZM21 164H23V163H21ZM82 164H84V163H82ZM133 164V165H132ZM221 164V163H220ZM224 164V163H223ZM64 165V164H63ZM72 165H73V163H72ZM74 165H75V163H74ZM78 164L76 163V165L75 166H72V170H74L75 171V167L77 166ZM217 165V164H216ZM216 165H215V169H217V171H218V167L222 170L223 168H221L219 165H217V167H216ZM225 165V164H224ZM257 165V164H256ZM18 166H19V164H18ZM22 165H20V167H21ZM66 166V165H65ZM71 166V165H70ZM80 166V165H79ZM260 166H261V164H260ZM30 167V166H29ZM43 167H45L46 168V166H43ZM42 167V168H43ZM53 167V166H52ZM78 167V166H77ZM84 167V166H83ZM86 167V166H85ZM226 167V166H225ZM263 167V166H262ZM19 168V167H18ZM41 168V167H40ZM56 168V167H55ZM66 168H68V166L66 167ZM74 168V169H73ZM89 168V167H88ZM143 168V169H142ZM146 169V171H145V169ZM257 168V167H256ZM59 169H60V167H59ZM142 169V170H141ZM214 169V168H213ZM225 169V168H224ZM242 169V168H241ZM254 169V168H253ZM20 170V169H19ZM54 170H56V169H54ZM68 170V169H67ZM96 170V171H97ZM145 172H144V171ZM18 171V170H17ZM22 171V170H21ZM31 171V170H30ZM50 171H51V169H50ZM57 171V170H56ZM55 171V172H56ZM79 171V170H78ZM124 171V172H123ZM143 171V172H142ZM215 171V170H214ZM256 171V170H255ZM20 172V171H19ZM39 172H40V170H39ZM55 172H53V173H55ZM70 172H73V171H70ZM85 172V171H84ZM89 172V171H88ZM94 172V171H93ZM208 172V171H207ZM235 172V171H234ZM238 172H240V170L238 171ZM22 173V172H21ZM68 173V172H67ZM95 173V172H94ZM196 173V172H195ZM214 173H216V172H214ZM218 173V172H217ZM219 173H221V172H219ZM243 173H245L246 175H248V177L247 178H242L243 177ZM250 173V172H249ZM254 173V172H253ZM264 173V172H263ZM13 174V173H12ZM38 174V173H37ZM45 174V173H44ZM51 175V178H52V172L50 173ZM56 174V173H55ZM54 174V175H55ZM62 174V173H61ZM68 174H70L71 175V173H68ZM67 174V176H64V178L62 177H60L61 179H63V180H60V181H62V186H61V184H60V188H63L68 194V198H66V201H68V203H74V199L77 197V195H78V193H83V192H85L86 190H87V186H86V184L88 183V181L90 180L91 181V178H87V177H84V178H82V177H79L78 179H77V177L74 179V180H72V181H70L72 178H69L70 176ZM80 174V173H79ZM86 174V173H85ZM89 174V173H88ZM87 174V175H88ZM91 174V173H90ZM99 172L98 173H96V175H97V177L99 176ZM146 174V173H145ZM206 174V173H205ZM211 174V173H210ZM64 175V174H63ZM75 175V174H74ZM95 175V174H94ZM100 175H102V174H100ZM121 175V176H120ZM138 175V176H137ZM156 175H158L157 173H156ZM240 175H241V177H240ZM16 176V175H15ZM44 176V175H43ZM69 176V177H68ZM76 176V175H75ZM78 176V175H77ZM84 176V175H83ZM135 178H134V177ZM151 176V175H150ZM149 176V177H150ZM206 176V175H205ZM219 176V175H218ZM222 176V175H221ZM245 176V175H244ZM3 177V176H2ZM47 177H49V175H47ZM56 177V176H55ZM67 177V178H66ZM93 177V176H92ZM96 177V176H95ZM111 177V176H110ZM122 177V178H121ZM251 177V176H250ZM253 177V176H252ZM22 178V177H21ZM26 178V177H25ZM24 178V179H25ZM31 178V177H30ZM68 178H69V181L71 182V183H73V184H80V188H79V191H76V187L75 186H73V185H71L70 183V185L68 184V186H65V184H64V179H67V181H68ZM103 177L101 176V180H103L102 179ZM108 178L109 177H105L104 179H107V181H110V179L108 180ZM152 178V177H151ZM159 178V177H158ZM205 178V177H204ZM208 178H210V175H209V177ZM214 178H216V175L214 176ZM220 178V177H219ZM218 178V179H219ZM235 178H236V176H235ZM234 178V180H236ZM23 179V178H22ZM42 179V178H41ZM48 179V178H47ZM46 179V180H47ZM95 179V178H94ZM100 179H99V181H100ZM12 180V179H11ZM15 180V179H14ZM32 180V179H31ZM51 180V179H50ZM50 180H47V182L49 181V183L51 182ZM54 180V179H53ZM157 180V179H156ZM155 180V181H156ZM214 180V179H213ZM216 180V179H215ZM16 181V180H15ZM28 181H30V180H28ZM36 181V180H35ZM114 181V180H113ZM112 181V182H113ZM148 181V182H147ZM154 181V182H155ZM212 181V180H211ZM237 181V180H236ZM55 182V181H54ZM53 181H52V184L54 183ZM115 182V181H114ZM214 182V181H213ZM212 182V183H213ZM30 183V182H29ZM34 183H37V181L36 182H34ZM56 183V182H55ZM54 183V184H55ZM109 183V182H108ZM107 183V184H108ZM115 183H117V181L115 182ZM119 183V182H118ZM121 183V182H120ZM126 183V184H127ZM158 183V182H157ZM156 183V184H157ZM160 183H158V184H160ZM210 183V182H209ZM209 183H208V185H209ZM215 183V182H214ZM4 184V183H3ZM31 184H32V182H31ZM104 184V183H103ZM201 184V185H200ZM211 184V183H210ZM14 185H16V184H14ZM206 184H204V186H205ZM207 185V186H208ZM1 186V185H0ZM7 186H9V185H7ZM24 186V185H23ZM40 186V185H39ZM50 186V185H49ZM48 186V187H49ZM56 186V185H55ZM85 186V187H84ZM101 186V185H100ZM105 186H106V181H105ZM108 186H109V190L111 189V184L109 185L108 184ZM169 186H172L174 189H175V194L174 193H168V192H166L165 190H166V188L167 187H169ZM42 187H44V186H42ZM41 187V188H42ZM45 187H46V185H45ZM48 187H46V188H48ZM206 187V186H205ZM210 188H211V185L209 186ZM208 187V189H210ZM213 187V186H212ZM31 188V187H30ZM56 188V187H55ZM86 188V189H85ZM90 189H92V190H94V188H95V185H91L90 187H89ZM88 188V189H89ZM21 189V188H20ZM32 189V188H31ZM51 189H53V187H51ZM58 189V188H57ZM96 189H98V188H96ZM255 189L256 190H259V189H261V191H262V194L261 193H257L258 194V196H255L254 195V191H255ZM1 190V189H0ZM55 190V189H54ZM62 190V189H61ZM73 190H75L74 191V193L72 192V194L70 193L71 191H73ZM77 190H78V188H77ZM112 190V189H111ZM110 190V191H111ZM2 191V190H1ZM28 191V190H27ZM26 191V192H27ZM42 191H44V189L42 190ZM59 191V190H58ZM4 192V191H3ZM50 192V191H49ZM61 192H63V190L61 191ZM102 192V191H101ZM173 192V191H172ZM260 192V191H259ZM13 193V192H12ZM15 193H17V192H15ZM29 193V192H28ZM103 193H105L104 191H103ZM119 193V192H118ZM117 193V194H118ZM39 194V193H38ZM91 194V193H90ZM107 194H109L108 192H107ZM180 195L181 196V198L179 197H177L176 195ZM2 195V194H1ZM23 195V194H22ZM21 195V196H22ZM66 194H65V196H67ZM86 195V194H85ZM14 196V195H13ZM57 196V195H56ZM61 196V195H60ZM191 196V195H190ZM197 196V195H196ZM58 197H59V195H58ZM86 197H88V196H86ZM94 197V196H93ZM203 197V196H202ZM210 197V196H209ZM208 197V198H209ZM237 197H239V200H237ZM18 198V197H17ZM63 198V197H62ZM83 198V197H82ZM212 198V197H211ZM78 199V198H77ZM63 201H65L64 200V198L62 199ZM207 200H209V199H207ZM212 200V199H211ZM215 201H214V203H215ZM119 202H120V200H119ZM197 201H195V203H196ZM202 202H204V201H202ZM207 202V201H206ZM211 202H213V201H211ZM16 203V202H15ZM65 203V202H64ZM67 202H66V204L65 205H67L68 204ZM203 205H205L204 203H202ZM207 204H208V202H207ZM209 205V204H208ZM121 206V205H120ZM194 206H197V205H194ZM214 207V206H213ZM216 207V206H215ZM214 207V208H215ZM209 209H210V207H208ZM198 210H199V208H198ZM201 210H202V208H201ZM200 210V211H201ZM215 210V209H214ZM92 211V210H91ZM205 211V210H204ZM207 211H208V209H207ZM206 211V212H207ZM209 212V211H208ZM92 213V212H91ZM96 213V212H95ZM198 214V213H197ZM204 214V213H203ZM207 214V213H206ZM209 214V213H208ZM207 214V215H208ZM91 215V214H90ZM106 215V214H105ZM103 216V215H102ZM196 216H198V215H196ZM203 216V215H202ZM210 216V215H209ZM3 217V216H2ZM199 217V216H198ZM200 219V218H199ZM83 221V220H82ZM82 221H80L79 223H82ZM196 222H197V220H196ZM84 224H85V222H83ZM100 223V224H99ZM147 223V224H146ZM210 223V224H211ZM196 224V223H195ZM194 224V225H195ZM210 224H208L209 226H212V225H210ZM75 225V224H74ZM165 225H167V226H165ZM193 225V226H194ZM205 225V224H204ZM200 226L201 228L202 227H206V226ZM207 225V226H208ZM148 226V225H147ZM74 229H72V230H68V233H67V237L68 238H70V239H72V240H74L75 242H77L78 244L80 243H82L81 245H83V246H86L87 248H89V250H90V245L87 243V242H85V243H83L86 239H89L88 237H87V233H85V232H87L89 229L87 228H83V226H81L80 224H78L77 223V225L74 227V226H72ZM139 227V228H138ZM143 227V226H142ZM188 227V229H190L191 228V225H190V228H189V225L187 226ZM121 228V229H120ZM122 228H123V230H122ZM207 228V227H206ZM66 229V228H65ZM91 229V228H90ZM198 229V228H197ZM122 230V231H121ZM149 230V229H148ZM147 230V231H148ZM159 230V229H158ZM159 230V231H160ZM210 230V229H209ZM96 231V230H95ZM119 231H121L120 233H119V235L117 236V234L116 233H118ZM153 231V230H152ZM171 232V231H170ZM172 232V233H173ZM83 233H85V235L83 234ZM115 234H116V237H115ZM154 234V233H153ZM170 234V233H169ZM179 234H177V236H178ZM184 235V234H183ZM143 236V235H142ZM169 236V235H168ZM172 236V235H171ZM182 236V235H181ZM173 237H175L174 236V234H173ZM83 238H84V240H83ZM59 239V238H58ZM66 239V238H65ZM69 239V240H70ZM92 239H95V238H92ZM114 239V240H113ZM167 239V238H166ZM188 239H186V240H188ZM56 239H52V240H49L48 239V242H42V243H46V246H47V249H49L48 247L50 246V247H52L51 249H53V246L54 247H58V245H56L57 244V241H55ZM96 240V239H95ZM150 240V239H149ZM186 240H185V242H186ZM31 241V240H30ZM36 241V240H35ZM38 241H39V239H38ZM59 241V240H58ZM73 241V242H74ZM87 241H89V240H87ZM94 241V240H93ZM93 241H90V242H93ZM98 241V240H97ZM97 241H96V243H97ZM32 242V241H31ZM41 242V241H40ZM69 242V241H68ZM72 242V243H73ZM74 242V243H75ZM89 242V243H90ZM101 242H102V240H101ZM159 242V241H158ZM22 243H25V242H22ZM36 243V242H35ZM49 243V244H48ZM99 243V242H98ZM150 243H152V242H150ZM184 243V242H183ZM187 243H188V241H187ZM186 243V244H187ZM210 243V244H209ZM13 244V243H12ZM38 244V243H37ZM37 244H36V247H37ZM177 244V243H176ZM3 245V244H2ZM16 245V244H15ZM20 245V244H19ZM18 245V246H19ZM22 245V244H21ZM27 245V244H26ZM29 245V244H28ZM31 245V244H30ZM44 245V244H43ZM94 245V244H93ZM97 245V244H96ZM99 245V244H98ZM107 245V246H106ZM195 245V246H194ZM203 245V244H202ZM206 245V244H205ZM45 245H44V247H46ZM11 247H12V245H11ZM10 247V248H11ZM14 247V246H13ZM21 247V246H20ZM35 247V246H34ZM92 248H93V246H91ZM175 247H176V245H175ZM174 246H173V248H175ZM180 247V246H179ZM183 247V246H182ZM3 248H4V246H3ZM28 248H30V247H28ZM33 248V247H32ZM39 247H37V249L36 250H34L35 252L37 251V253L39 252V253H41L42 252V249H43V252H42V255L44 254V252L46 253V248H45V251H44V248H39ZM59 248V247H58ZM62 248H63V246H62ZM91 248V249H92ZM98 248V247H97ZM99 248H101V246L99 247ZM98 248V249H99ZM199 248H201V247H199ZM15 249V248H14ZM17 250H19L18 248H16ZM35 249V248H34ZM64 249H66V248H64ZM64 249H63V252H65L64 251ZM183 249H185V248H183ZM2 250V249H1ZM7 250H9V249H7ZM21 250H23V248L21 249ZM29 250V249H28ZM33 250V249H32ZM54 250V249H53ZM192 250V251H191ZM194 250H196V251H194ZM10 251V250H9ZM34 251H32V252H34ZM61 251V250H60ZM86 251H87V249H86ZM185 251V250H184ZM189 251V252H188ZM2 252V251H1ZM20 252V251H19ZM29 252H31V251H29ZM50 251L49 250H47V253H49ZM69 252V251H68ZM89 252V251H88ZM91 252V251H90ZM92 252H94V251H92ZM91 252V253H92ZM98 252V253H97ZM3 253H6L5 251L3 252ZM2 253V254H3ZM37 253H35V255L37 254ZM47 253L44 255V259L42 258V257H40V258H38V256L37 257H35V258H37V261L38 262H41V260L43 259V261L42 262H44V264H46L47 262L49 263V261L45 258V257H49L48 255H47ZM53 253H55V254H57V255H55V254H53ZM59 253L61 254V255H63V256H61V255H59ZM1 254V253H0ZM29 254H31V253H29ZM33 254L34 253H32V255L31 256H33ZM50 254V253H49ZM70 255L69 253H66V255ZM93 254V253H92ZM4 255V254H3ZM8 255H10V254H8ZM19 255V254H18ZM41 255V254H40ZM52 255H50V256H52ZM154 255V256H153ZM161 255V254H160ZM7 256V255H6ZM5 256V257H6ZM11 256V255H10ZM20 257L21 256H26L25 255V253H24V255H19ZM31 256L30 257H26V258H29V259H32L31 258ZM56 256L59 258L60 256V258L57 260V258H56ZM89 256H91V255H89ZM20 257H18V258H20ZM34 257V256H33ZM53 257V256H52ZM68 256H66V258H67ZM7 258V257H6ZM9 256H8V260H9ZM15 258V257H14ZM26 258H25V260H26ZM42 258V259H41ZM51 258V257H50ZM54 258L52 259V260H54ZM64 258H65V256H64ZM200 258H202V259H200ZM5 259V258H4ZM3 259V260H4ZM16 259V258H15ZM14 259V261H16ZM41 259V260H40ZM61 259V260H60ZM1 260V259H0ZM44 260H47V262H45ZM187 260H188V262H187ZM193 260H190L191 261V263H192V261ZM2 261V260H1ZM10 261H11V259H10ZM26 261H28V260H26ZM34 261L35 262H33V259L31 260V262H30V264L31 263H33V264H35V263H38V262H36V260L34 259ZM135 261H137V263L135 262ZM4 262H5V260H4ZM7 262V261H6ZM9 262V261H8ZM7 262V263H8ZM13 262V261H12ZM11 262V263H12ZM24 264H28V263H25L24 261H22ZM224 262V263H223ZM3 263V262H2ZM6 263V264H7ZM17 263H19L18 261H17ZM21 263V262H20ZM19 263V264H20ZM60 263V264H61ZM10 264V263H9ZM42 264V263H41ZM50 264V263H49ZM156 264H158V263H156ZM194 264V263H193ZM234 264V263H233Z\"/></svg>", "mask_w": 264, "mask_h": 264}, {"label": "built area", "instance_id": "3", "mask_svg": "<svg viewBox=\"0 0 264 264\" xmlns=\"http://www.w3.org/2000/svg\"><path fill=\"white\" fill-rule=\"evenodd\" d=\"M237 200H239V197H237Z\"/></svg>", "mask_w": 264, "mask_h": 264}]
</instances>
